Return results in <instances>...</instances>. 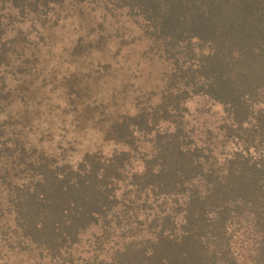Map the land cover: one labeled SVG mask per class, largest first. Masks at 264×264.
<instances>
[{
	"label": "trees",
	"instance_id": "obj_1",
	"mask_svg": "<svg viewBox=\"0 0 264 264\" xmlns=\"http://www.w3.org/2000/svg\"><path fill=\"white\" fill-rule=\"evenodd\" d=\"M74 24L76 55L109 54L94 69L112 97L134 44L165 71L105 132L110 154L73 162L71 140L45 152L50 126L30 142L6 109L36 98L39 56ZM233 222L244 264H264V0H0V264H240Z\"/></svg>",
	"mask_w": 264,
	"mask_h": 264
},
{
	"label": "rangeland",
	"instance_id": "obj_2",
	"mask_svg": "<svg viewBox=\"0 0 264 264\" xmlns=\"http://www.w3.org/2000/svg\"><path fill=\"white\" fill-rule=\"evenodd\" d=\"M83 23L88 27L94 26V20L90 16L85 17ZM106 25L107 30L112 31L110 23ZM60 26L53 30V37L58 45L54 53L47 56L41 54L38 67L33 70L34 83L31 87L38 88V90L33 89L37 94L36 98L30 97L27 103H22L14 97L13 103L6 110L12 116V120L17 122V126L20 124L24 126L23 130L17 127V131L22 136L27 135L25 138L30 142L36 143L38 140L33 133L38 134L43 125L50 126V130L47 127L43 128V141L37 143V146L45 152H52L60 143L65 146V141L71 140L74 148L73 162L80 159L87 151L93 153L100 150L105 155L110 154L114 146L104 141L105 132L121 115L136 112L134 101L130 99L135 89L140 88L142 92H150L157 91L162 86L165 68L160 63H149L144 54L146 44H134L132 49H128L130 57L128 65L115 70L114 75L111 76H116L117 82L113 86L118 91L127 88L124 92L126 96L117 93L112 97L101 88L100 79L96 78L100 76L94 69L98 61L106 62L109 54L102 49V54L99 51L96 57L76 55L73 52V45L78 36L76 32L80 28L76 29V24L66 25L63 28ZM67 82L75 89L74 96H71L73 100L71 105L66 103ZM35 83L39 87H36ZM10 85L14 94L18 89L20 90L15 82H11ZM51 87H55L54 92L50 91ZM40 100L44 104L39 105ZM54 114L55 116H51ZM200 118L206 122L205 124L210 125L214 120L209 115ZM29 127H32L34 132L28 133ZM242 229L240 224L233 222L229 224L227 231L231 252L240 264H244L245 261V255L243 257L242 254L244 245L241 241L246 240V237H243ZM14 261L16 262V259Z\"/></svg>",
	"mask_w": 264,
	"mask_h": 264
}]
</instances>
